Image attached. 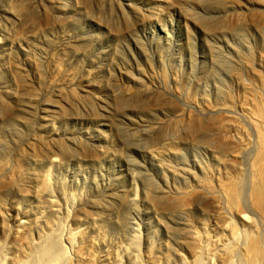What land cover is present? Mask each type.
<instances>
[{
  "label": "rangeland",
  "instance_id": "374dc122",
  "mask_svg": "<svg viewBox=\"0 0 264 264\" xmlns=\"http://www.w3.org/2000/svg\"><path fill=\"white\" fill-rule=\"evenodd\" d=\"M259 160L264 0H0L8 256L15 221L37 239L67 214L110 264H190L185 240L223 239L229 219L246 264V237L264 246L249 203Z\"/></svg>",
  "mask_w": 264,
  "mask_h": 264
},
{
  "label": "bare ground",
  "instance_id": "6f19581e",
  "mask_svg": "<svg viewBox=\"0 0 264 264\" xmlns=\"http://www.w3.org/2000/svg\"><path fill=\"white\" fill-rule=\"evenodd\" d=\"M260 168H264V162L262 161L259 162V167L255 171L257 177ZM253 184L255 185L251 187L249 199L250 207L252 212L264 221V179H259L257 183ZM49 187L50 176L46 174L41 188L42 192L49 191ZM222 191L227 196L225 188H223ZM208 197L212 198L204 191L201 199L205 200V198ZM171 200L172 201H166L165 204L172 209H177L183 205L177 198ZM236 202L237 201L231 203V206L235 209L233 212L238 216L239 220L244 224L252 223L246 214L238 210L240 205H236ZM68 218V215L65 214L63 219L57 224H52L51 228L47 229V233L39 235L37 239L32 237V233L25 228L23 222L20 223L14 220V227L16 228L14 229L11 227L7 236L12 242L19 246V249L10 257L5 247L0 244V264H110L102 258L89 255L86 248V241L80 238L79 240H81V242L77 244L75 241L77 232L68 231ZM223 220L224 219H221L220 222L223 228L222 230L228 232L225 238L214 241L212 239L201 240L196 236L190 235L185 240L183 246L186 245V248L193 258L190 264H234L235 253L237 251L236 248L241 245L240 234L237 229L232 226L233 223L229 219L225 220V222H223ZM242 249L245 253L246 264H262V262H264L262 260L264 255L263 240L247 236ZM179 261L181 262L180 264H188L182 257H179ZM116 264H118V262Z\"/></svg>",
  "mask_w": 264,
  "mask_h": 264
}]
</instances>
